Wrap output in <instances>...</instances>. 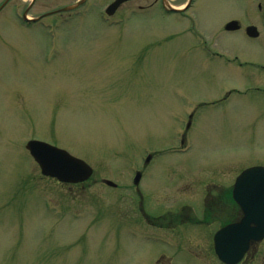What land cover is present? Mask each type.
<instances>
[{
    "label": "rangeland",
    "instance_id": "obj_1",
    "mask_svg": "<svg viewBox=\"0 0 264 264\" xmlns=\"http://www.w3.org/2000/svg\"><path fill=\"white\" fill-rule=\"evenodd\" d=\"M76 1L39 0L33 15ZM109 1L87 0L73 21L56 25L59 17L50 16L44 27L53 24L56 33L45 38L43 27L22 22L29 0L0 12V264H154L158 251L163 264H219L212 256L218 222L167 234L155 220L172 209L175 189L220 190L264 166L260 1L196 0L197 33L219 58L192 49L193 34L175 17L124 12L123 24L105 23L98 10ZM231 20L255 21L261 38L225 32ZM52 46L59 51L45 52ZM190 113L188 152L164 153L146 169L142 191L151 216L141 218L133 178L145 147L158 154L174 144L178 152ZM30 140L84 160L93 179L73 186L44 178L26 150ZM166 236L180 240V249L160 243ZM243 264H264V242Z\"/></svg>",
    "mask_w": 264,
    "mask_h": 264
},
{
    "label": "flooded vegetation",
    "instance_id": "obj_2",
    "mask_svg": "<svg viewBox=\"0 0 264 264\" xmlns=\"http://www.w3.org/2000/svg\"><path fill=\"white\" fill-rule=\"evenodd\" d=\"M11 1L13 0H10V2ZM80 1L81 0H77L75 3H78ZM114 1L115 0H111L110 5ZM259 1L260 2L258 4V8L261 13L255 21H258L261 29L264 30V0ZM195 2L196 0H128L119 6L113 17L120 16V14L124 12H128L129 14L137 12L146 18L153 17V19L158 18L166 20L168 18L175 17L174 21H188V29H193L195 32H197L195 22L192 21L191 18ZM37 4H39V0H29L27 5L25 4L26 8L22 11V18L27 15V17L32 21L27 22V24L39 25L47 17L55 16L61 18L60 16H63L64 6L50 12L46 11L39 15H33ZM133 4L136 5L135 8ZM86 5L87 0H83L82 5H80V7L76 10H79L81 7H85ZM255 21H253V23L249 21L248 23L250 24L247 26H244L243 21L240 22V29H238L237 32H244L246 34L249 32L251 33L252 31H250L249 28L254 27L256 28V30L254 31L256 33V37L254 39L261 38L262 30H257ZM196 36L201 38L199 34H197ZM192 47L203 48L204 46L199 44L196 46L193 45ZM205 47L204 50H209L207 47ZM215 55L217 56L218 53L216 52ZM190 118L192 119V115H190ZM190 128L191 121L187 126V130L189 131ZM181 143L184 144L185 140L182 139ZM148 165L149 163L147 164V166ZM234 184L235 181L233 182L232 180L231 183L225 184V187L216 191L203 187L207 184H200V188L193 191L175 189L176 191L174 190L172 194L168 195L171 197L170 200L172 201V209L166 210L164 213H162V215H157V219L153 218L154 216L152 217V219H156L155 221H158V224L161 223L160 225H162V227L169 229V231H167V234L168 232H171L170 234L174 233L176 229H187L189 228V226H197L198 228L202 229V226L204 225L205 228L208 229V224L218 222L220 224V227L222 228L230 223L239 221L241 218V210L238 203L234 200L233 197ZM138 193L140 196L141 212L146 213V196L143 195L142 190L140 189H138ZM159 199H161V197L156 196L153 198L158 209L161 207V205L158 203ZM145 216L147 215L144 214V217ZM167 238L178 244H180L181 242L176 238Z\"/></svg>",
    "mask_w": 264,
    "mask_h": 264
},
{
    "label": "water",
    "instance_id": "obj_3",
    "mask_svg": "<svg viewBox=\"0 0 264 264\" xmlns=\"http://www.w3.org/2000/svg\"><path fill=\"white\" fill-rule=\"evenodd\" d=\"M124 1H117L112 8ZM237 28V22L226 26V30ZM27 148L40 164L45 176L57 178L63 183H82L93 175V169L87 163L64 150L39 141L29 142ZM140 177L138 174L136 183ZM107 184L114 185L110 181ZM234 194L244 212V218L240 223L218 232L215 237L216 253L227 264H237L249 250L251 241L264 238V167L243 172L236 182Z\"/></svg>",
    "mask_w": 264,
    "mask_h": 264
}]
</instances>
